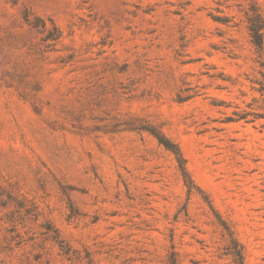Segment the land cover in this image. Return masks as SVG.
Masks as SVG:
<instances>
[{
	"label": "rangeland",
	"instance_id": "rangeland-1",
	"mask_svg": "<svg viewBox=\"0 0 264 264\" xmlns=\"http://www.w3.org/2000/svg\"><path fill=\"white\" fill-rule=\"evenodd\" d=\"M0 264H264V0H0Z\"/></svg>",
	"mask_w": 264,
	"mask_h": 264
}]
</instances>
